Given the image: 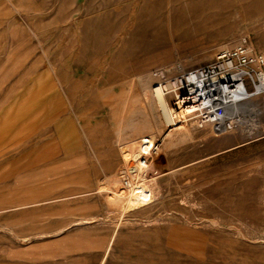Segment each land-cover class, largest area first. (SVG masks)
<instances>
[{
	"label": "rangeland",
	"instance_id": "obj_1",
	"mask_svg": "<svg viewBox=\"0 0 264 264\" xmlns=\"http://www.w3.org/2000/svg\"><path fill=\"white\" fill-rule=\"evenodd\" d=\"M243 43L264 49V0H0V264H264L256 65L242 128L153 152L149 204L113 210L99 189L122 175L119 115L145 114L139 78Z\"/></svg>",
	"mask_w": 264,
	"mask_h": 264
},
{
	"label": "bare ground",
	"instance_id": "obj_2",
	"mask_svg": "<svg viewBox=\"0 0 264 264\" xmlns=\"http://www.w3.org/2000/svg\"><path fill=\"white\" fill-rule=\"evenodd\" d=\"M219 67L218 71L202 69L187 71L183 64L175 61L139 78V89L132 95V100L142 103L141 107L145 114L138 121L131 108L129 109L131 118L119 115L114 132L121 160L119 172L122 175H113L107 179L105 185L99 186L101 191L104 189L109 191L110 194L105 196L111 209L121 212L132 211L141 209L151 202L154 197L153 186L151 181L150 183L147 181L146 176L148 172H161L153 167L151 158L154 151L162 152L168 157V149L173 145L193 143L194 131L198 130L201 131V139L215 142L223 138L227 130V120L230 121L228 124L231 129L242 128L247 97L251 94L247 90L244 74L231 68L229 62L221 63ZM251 78L255 92H258L261 87L252 76ZM169 94L174 96L173 100L169 99ZM254 111L253 114L256 116L257 108ZM196 114H204V119L190 122L193 132L192 129L187 131V138H183L181 135L188 129L186 128L188 118L195 117ZM167 131L173 134L169 143L163 141ZM155 142L159 145L156 146ZM91 219L93 217H84L82 221L89 222ZM119 222H122V218L116 223Z\"/></svg>",
	"mask_w": 264,
	"mask_h": 264
},
{
	"label": "built area",
	"instance_id": "obj_3",
	"mask_svg": "<svg viewBox=\"0 0 264 264\" xmlns=\"http://www.w3.org/2000/svg\"><path fill=\"white\" fill-rule=\"evenodd\" d=\"M216 59L217 61L219 59L227 60L226 62L221 63L226 64L229 62L231 68L243 72L244 75L248 73L246 68L251 65H256L258 67V84L261 87L259 92H264V49L255 51L243 43L230 49L225 48ZM219 66L216 67V69L213 68L212 71H218L220 69Z\"/></svg>",
	"mask_w": 264,
	"mask_h": 264
}]
</instances>
